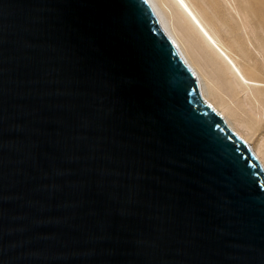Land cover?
<instances>
[{"label": "water", "instance_id": "water-1", "mask_svg": "<svg viewBox=\"0 0 264 264\" xmlns=\"http://www.w3.org/2000/svg\"><path fill=\"white\" fill-rule=\"evenodd\" d=\"M0 264H264V170L147 0H0Z\"/></svg>", "mask_w": 264, "mask_h": 264}, {"label": "bare ground", "instance_id": "bare-ground-1", "mask_svg": "<svg viewBox=\"0 0 264 264\" xmlns=\"http://www.w3.org/2000/svg\"><path fill=\"white\" fill-rule=\"evenodd\" d=\"M147 1L160 25L172 38L194 72L202 98L209 102L223 116L227 125L248 144L264 170V126L259 125V121L264 120V74L262 78L254 75L259 70L264 73V35L260 37L258 33H255L256 30L250 29L253 35L259 36L255 49L257 48L263 57L261 56L259 66L254 65L248 68L235 48L221 36L219 27L221 19L217 11L211 7L209 0ZM248 1L240 0V3H245L242 7H245L243 9L249 14L248 9L251 7L247 8L250 6L248 4L246 6ZM258 2L257 13L264 19V12L259 10V7H263L264 10V0ZM239 5L241 4L238 3ZM237 11L240 12L238 7ZM241 13L246 18L250 16L244 10ZM254 13L253 16H255ZM243 16L241 19L243 18L242 21L245 22L246 19ZM250 17L248 19L251 23L253 19L250 20ZM246 22L243 26L250 25ZM260 28L262 25L259 28L256 27L259 31ZM247 33L250 32L247 31ZM248 36L247 39H249ZM247 41L251 42L250 39ZM254 136L256 141L252 144L251 140Z\"/></svg>", "mask_w": 264, "mask_h": 264}, {"label": "rangeland", "instance_id": "rangeland-1", "mask_svg": "<svg viewBox=\"0 0 264 264\" xmlns=\"http://www.w3.org/2000/svg\"><path fill=\"white\" fill-rule=\"evenodd\" d=\"M258 1L259 0H249L246 3V6H247V4L250 5V6H247V8L251 7V8L248 9V10H250V11H248L249 12V14H248L247 10L243 9L245 7H242V6H245L244 5L245 3H242V2L240 3V0H209V2L211 4V7L214 8L217 11V13H218L217 15H218L219 19H221L220 22H219L221 24V25H219L220 31H221L220 32L221 36L229 44H231L235 48L236 52L241 57L242 62L248 68H249V66L252 67L254 65H256V66L258 65L259 66V63H260V61L262 60V57H263L261 55V53L258 51V49L257 48L255 49V47L258 45L257 38L259 36L263 37V35H264L263 34L264 32H262V31H264V30H262V28H264V24H263V20L264 19H262L260 17V15H258V13H257L258 12V4H259ZM238 3L241 4V5H239L240 8L238 6ZM206 5H208V4H206ZM237 7H238V9H240V12L237 11ZM242 9L244 10V12L246 11L247 15L251 16V17L250 16L249 17H250V20L253 19V20H251L252 24L250 23V21L248 19L249 17L246 18V16L242 15V13H241V11H243ZM253 9H254V11H253ZM259 10L264 12L263 7H259ZM251 11L253 13L255 12L254 13L255 16H253V13ZM237 13H240V14L238 15ZM241 16H243L246 19L245 22L247 21L246 22L247 24L249 22L250 25L246 24L247 26H243V25H245V24H243L245 22L242 21L243 18L241 19ZM259 23L262 25V28H260L261 29L260 31L258 29H256V27L259 28L261 26ZM240 24H241V26H240ZM255 25H258V26L260 25V26L259 27L258 26L255 27ZM253 26H254L255 29L253 28ZM221 27H222V29H221ZM245 27H246V29H245ZM250 29L254 30V31L256 30L257 32L255 31V33H258L259 36L256 35V34L253 35L254 34L253 31L251 32ZM247 31L250 32L249 34L247 33L248 35H251L253 33L252 36L254 38H252V36H248L246 34ZM260 34H262V36ZM246 35L251 40V42L247 41L249 39H247ZM253 41L255 42V44H254ZM252 42H253L254 45L252 44ZM237 44L240 45V47ZM236 46H238V47H236ZM238 48H240V49H238ZM242 49L245 50V51H243ZM260 71H262V70H259V72L255 73L254 75L257 76V77L260 76V78H262L264 73L260 72ZM258 73H259V75H257ZM263 121L264 120L259 121V125L261 127L264 126V122ZM255 141H256V136H254L252 138L251 143L253 144V143H255Z\"/></svg>", "mask_w": 264, "mask_h": 264}]
</instances>
